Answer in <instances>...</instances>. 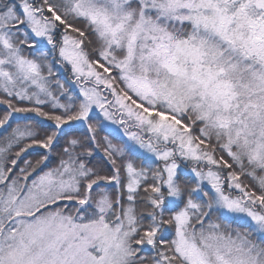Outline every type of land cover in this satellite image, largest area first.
Returning a JSON list of instances; mask_svg holds the SVG:
<instances>
[{
	"label": "snow or ice",
	"instance_id": "snow-or-ice-1",
	"mask_svg": "<svg viewBox=\"0 0 264 264\" xmlns=\"http://www.w3.org/2000/svg\"><path fill=\"white\" fill-rule=\"evenodd\" d=\"M0 264H264V0H0Z\"/></svg>",
	"mask_w": 264,
	"mask_h": 264
}]
</instances>
